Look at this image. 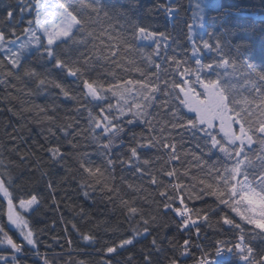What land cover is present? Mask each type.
Segmentation results:
<instances>
[{
	"label": "snow or ice",
	"instance_id": "1",
	"mask_svg": "<svg viewBox=\"0 0 264 264\" xmlns=\"http://www.w3.org/2000/svg\"><path fill=\"white\" fill-rule=\"evenodd\" d=\"M0 5L3 75L21 82L35 79L38 89L53 85L65 103L76 105L64 117L57 115V105L51 107L52 115L37 106V116L49 125L43 130L49 146L39 150L58 164L66 155L61 139L75 150L91 147L92 152L76 157L84 177L81 187L99 190L131 225V235L107 247L106 256H118L151 236V224L163 212L175 216L180 231L194 229L197 240L203 225L213 226L214 216L215 226L229 229L233 237L210 247L195 244L191 236L182 243L169 241L171 256L165 255L163 241L153 237L141 250L139 264H162L160 257L166 264H179L193 247L200 251L196 264H264V47L257 58L253 42L223 26L231 11H219L217 0H167L147 8L142 0H0ZM155 12L164 14L172 33L159 30ZM33 14L21 40L16 29ZM34 53L41 66H51L61 79L26 66ZM78 139L87 143H74ZM5 151L16 153L21 163L35 155H19L16 147L5 146ZM93 155L102 157V163L95 164ZM0 167L5 169L0 194L7 201V220L35 248L27 216L41 206V199L31 194L15 204L10 189L16 178L2 160ZM35 167L40 169L39 160ZM117 168L128 175L117 179ZM48 187L52 189L51 181ZM205 197L214 198V204L189 206ZM82 238L94 240L88 234ZM0 244L11 249L10 257L0 255V264H20L17 254L24 246L4 226ZM42 259L52 264L47 256ZM134 260L129 252L117 264ZM101 264L112 261L102 259Z\"/></svg>",
	"mask_w": 264,
	"mask_h": 264
},
{
	"label": "trees",
	"instance_id": "2",
	"mask_svg": "<svg viewBox=\"0 0 264 264\" xmlns=\"http://www.w3.org/2000/svg\"><path fill=\"white\" fill-rule=\"evenodd\" d=\"M5 2L15 3V0H5ZM142 2L147 8L154 7L157 3L166 4L167 0H142ZM217 2L220 6L219 11L228 10L233 13L222 21L223 26H230L236 30L237 38L253 42L256 57L259 58L260 50L264 47V0H217ZM210 14L215 15L216 13L213 11ZM153 15L157 16L159 20V30L167 28L169 33H172V27L167 23L162 12H155ZM18 19L19 17H17ZM29 19H35V15L25 16V23L20 24L16 29L20 38L23 36L21 35L22 30L27 27L26 22ZM216 31H220V26H217ZM148 50L150 51V49ZM0 60H3L2 55H0ZM42 64L43 61L35 53L25 60L26 66L34 67L42 74L46 70L50 71L53 79H61L60 73L51 71V66H41ZM133 78L137 77L133 76ZM61 82L66 86L74 87L70 80H61ZM12 85H15V88ZM53 105L59 106L57 115L60 117L66 115V110L76 106L74 103H65L59 89L53 85L38 89L35 79L23 82L13 80L4 76L0 70V160L4 165L9 166L8 174L16 178L13 189H10L13 191L15 204L19 203L20 199H27L31 194H36L41 199V206L27 216L37 241L33 248L31 245H27L20 232L9 224L7 201L0 194V226H4V231L17 244L24 246L23 253L17 254L20 264H43L42 257L45 256L52 264H79L81 261L84 264H101L102 259H111L112 264H117V261H125L129 252L135 256L133 264H139L142 260L141 250L147 248L153 237L163 241L165 255L168 256L173 254L169 241L182 243L184 239L191 236L195 244L210 247L216 240L233 237V233L229 229L215 226V220L218 217L214 216L212 217L213 226L203 225L201 238L197 240L194 229L191 233L180 231L179 222L175 216L172 213L161 212L156 221L151 224V236L139 240L135 248L122 251L118 256H106L107 247L114 246L121 239H126L131 235L129 231L131 225L124 220L123 213L119 208L109 203L106 197L99 193V190L93 193L92 189L81 187L84 177L77 171L76 157L78 152L85 155L92 152L91 147H80L75 150L61 139L59 143L63 146L62 151L66 155L65 159L58 164L50 160L45 152L39 150L40 145L45 148L49 146L45 141L47 133L43 131L49 125L43 122L42 117L37 116V106L48 109V115H52L50 109ZM185 111L187 110L185 109ZM80 124L82 127H86V116L84 120H80ZM133 131L140 133L142 129L135 128ZM10 137L15 138V143ZM74 143L85 145L87 141L78 139ZM5 146L9 150L13 147L18 148L19 155L27 153H35V155L21 163L16 153L5 151ZM37 160L41 162L39 170H36L35 167ZM91 160L95 164L102 163V157L99 155H93ZM3 171L5 169L0 167V172ZM116 172L117 179L120 175H128L127 172L121 173L119 168ZM42 173H47V175L42 176ZM73 177L75 178L73 179ZM50 181L52 189L48 187ZM53 190L55 191L54 196ZM85 192L88 193L87 196ZM205 204H214V198L205 197L203 202L192 201L189 206L199 208ZM221 207L223 208V206ZM223 212L230 214L237 223H241L243 226L240 218L235 213H231L230 209L223 208ZM117 226H119V231L114 232L113 229ZM85 234L93 236V242L83 240L82 237ZM190 252L191 255L182 258L179 264L196 261L200 256V251L196 247L191 248ZM0 255L10 257L11 249L7 245L0 244ZM160 259L162 264H166L162 257ZM9 264H12L11 260H9Z\"/></svg>",
	"mask_w": 264,
	"mask_h": 264
},
{
	"label": "rangeland",
	"instance_id": "3",
	"mask_svg": "<svg viewBox=\"0 0 264 264\" xmlns=\"http://www.w3.org/2000/svg\"><path fill=\"white\" fill-rule=\"evenodd\" d=\"M21 40H23L24 39V37L22 36L21 38H20ZM2 195V194H1ZM19 203H17V205H18ZM17 211H19V208H17ZM13 228H14V226H12ZM18 230V229H17ZM19 231V230H18ZM20 232V231H19ZM20 235H21V237L23 238V236H22V234L20 233ZM25 241V240H24ZM26 242V241H25Z\"/></svg>",
	"mask_w": 264,
	"mask_h": 264
},
{
	"label": "built area",
	"instance_id": "4",
	"mask_svg": "<svg viewBox=\"0 0 264 264\" xmlns=\"http://www.w3.org/2000/svg\"><path fill=\"white\" fill-rule=\"evenodd\" d=\"M188 264H196V261L190 262V263H188Z\"/></svg>",
	"mask_w": 264,
	"mask_h": 264
}]
</instances>
